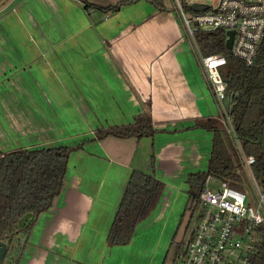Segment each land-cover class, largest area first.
Wrapping results in <instances>:
<instances>
[{
	"label": "crops",
	"instance_id": "crops-1",
	"mask_svg": "<svg viewBox=\"0 0 264 264\" xmlns=\"http://www.w3.org/2000/svg\"><path fill=\"white\" fill-rule=\"evenodd\" d=\"M154 1L106 11L78 0H12L0 10V152L84 143L19 264H166L187 177L205 171L211 154L213 133L193 127L221 112L175 6ZM149 120L153 137L95 139L97 130ZM135 170L165 187L130 244L110 247Z\"/></svg>",
	"mask_w": 264,
	"mask_h": 264
},
{
	"label": "trees",
	"instance_id": "trees-1",
	"mask_svg": "<svg viewBox=\"0 0 264 264\" xmlns=\"http://www.w3.org/2000/svg\"><path fill=\"white\" fill-rule=\"evenodd\" d=\"M78 1L86 9L97 7L116 11L137 0H121L106 8L90 4L86 0ZM196 42L201 54H221L226 58L223 76L227 82V102H232L234 106L231 114L235 133L245 152L257 156L260 165H263L264 39L255 63L250 66L227 49L224 32H199L196 34ZM195 128L213 133L212 148L207 169L190 173L187 177L188 200L179 227L187 212L192 211L191 216L194 217L193 212L199 208L200 194L209 176L228 181L237 189H244L242 177L237 172L235 142L229 137L222 122L218 118H201L196 120L193 129ZM157 132L149 120L97 130L95 139L101 140L108 136L141 139L153 137ZM231 145L235 155L231 151ZM83 146L84 143H80L76 146L33 150L21 148L7 153L0 152V242L7 245L2 264L20 263L36 220L41 213L52 207L63 188L72 153ZM164 187L165 184L152 175L138 170L132 173L108 234L107 243L110 247L130 244L137 226L157 206ZM176 236L177 234L172 245ZM251 264H264L263 227L260 228V240Z\"/></svg>",
	"mask_w": 264,
	"mask_h": 264
},
{
	"label": "built area",
	"instance_id": "built-area-1",
	"mask_svg": "<svg viewBox=\"0 0 264 264\" xmlns=\"http://www.w3.org/2000/svg\"><path fill=\"white\" fill-rule=\"evenodd\" d=\"M173 1L196 44L199 32H224L227 40V32L233 31V55L247 66L255 63L264 39V0H220L215 7L191 0L187 5L191 15L186 13L181 0ZM192 4H199L205 10L195 11L190 7ZM200 60L219 105L220 121L235 142L237 172L244 189L224 180L213 187L216 178H207L194 229L176 264H251L260 240V228H264V163L260 165L257 156L245 152L235 133L231 114L234 106L227 102V82L223 76L226 58L221 54L200 53Z\"/></svg>",
	"mask_w": 264,
	"mask_h": 264
},
{
	"label": "rangeland",
	"instance_id": "rangeland-1",
	"mask_svg": "<svg viewBox=\"0 0 264 264\" xmlns=\"http://www.w3.org/2000/svg\"><path fill=\"white\" fill-rule=\"evenodd\" d=\"M167 5H174L175 6V9L177 10V7L174 3L173 0H165ZM220 0H200V3L202 4H206L208 6H217L218 3H219ZM193 1L191 0H181V3L182 5L185 6L186 8V13L188 15H191L192 14V10L189 9L187 7V5H190ZM178 12V10H177ZM179 13V12H178ZM224 126V125H223ZM226 132H227V129L226 127L224 126ZM228 133V132H227ZM229 135V133H228ZM229 137L232 139V137L229 135ZM233 150V153H234V149L232 148V145H231V151ZM235 155V153H234ZM243 179L245 180V182H248L247 178L244 176ZM261 183V182H260ZM220 185V180L219 179H215L213 182H212V186L213 187H218ZM192 211L190 212H187L185 217H184V220L182 221L181 223V226L179 228V231L177 233V236H176V240H175V243L173 244L171 250H170V253H169V256H168V259H167V262L166 264H176V261L179 260L180 256L185 252L186 250V247H187V244H188V241L191 237V234H192V231L194 229V223H195V219L196 217L199 215V210H195L193 212V215L194 217L192 218ZM3 264H6V262H4Z\"/></svg>",
	"mask_w": 264,
	"mask_h": 264
},
{
	"label": "water",
	"instance_id": "water-1",
	"mask_svg": "<svg viewBox=\"0 0 264 264\" xmlns=\"http://www.w3.org/2000/svg\"><path fill=\"white\" fill-rule=\"evenodd\" d=\"M11 1L12 0H9L6 2V0H0V10L7 7V5H9ZM190 7L195 11H204L205 10V7L199 6V4H192ZM227 36H228V38L226 40V47L228 50H231L232 46H233V41H234V32L228 31ZM6 252H7V245L3 242H0V264H2Z\"/></svg>",
	"mask_w": 264,
	"mask_h": 264
}]
</instances>
